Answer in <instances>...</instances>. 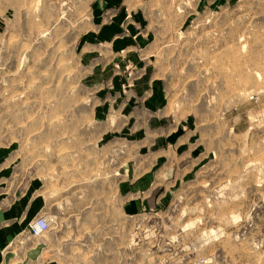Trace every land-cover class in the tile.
Returning a JSON list of instances; mask_svg holds the SVG:
<instances>
[{
    "label": "rangeland",
    "instance_id": "1",
    "mask_svg": "<svg viewBox=\"0 0 264 264\" xmlns=\"http://www.w3.org/2000/svg\"><path fill=\"white\" fill-rule=\"evenodd\" d=\"M148 66L205 158L129 214L113 174L126 193L143 128L102 123ZM262 105L264 0H0V201L49 219L28 235L57 264H264Z\"/></svg>",
    "mask_w": 264,
    "mask_h": 264
},
{
    "label": "crops",
    "instance_id": "2",
    "mask_svg": "<svg viewBox=\"0 0 264 264\" xmlns=\"http://www.w3.org/2000/svg\"><path fill=\"white\" fill-rule=\"evenodd\" d=\"M144 57L142 62L149 64V60ZM147 69L140 73V81H137L135 87L136 96H139L135 102H140V107L134 108V118L120 117L116 114L107 123H102L110 127L143 128L140 141L144 142L145 146L139 151L140 157L134 164L132 178L128 177L126 193H121L125 179L120 174L123 167V164L120 165L122 163L120 158L117 159L118 172L115 171L113 174L118 176L115 181L117 200L124 212L129 214L143 209L159 188L171 189L174 185L186 181L205 158L202 151L194 157L202 143L197 129L191 128V118L188 115L183 117L175 115L166 100L163 83L159 79H152L149 76L150 66ZM262 108L263 105L259 107L258 114L264 118ZM149 179L151 180L148 185H144L143 182ZM12 196L10 194L0 201V264H57L56 255L54 256L48 246L47 238H51L52 234L49 233L34 244L29 237L32 235H28L29 227L28 233L25 231L31 218V203H28V199V202L21 200L15 203ZM32 202H35L39 213L52 206L51 203H47L41 190Z\"/></svg>",
    "mask_w": 264,
    "mask_h": 264
},
{
    "label": "bare ground",
    "instance_id": "3",
    "mask_svg": "<svg viewBox=\"0 0 264 264\" xmlns=\"http://www.w3.org/2000/svg\"><path fill=\"white\" fill-rule=\"evenodd\" d=\"M40 223V224H38ZM49 228V219L44 217V219H37V221L32 222L29 226V232L34 237H39Z\"/></svg>",
    "mask_w": 264,
    "mask_h": 264
},
{
    "label": "built area",
    "instance_id": "4",
    "mask_svg": "<svg viewBox=\"0 0 264 264\" xmlns=\"http://www.w3.org/2000/svg\"><path fill=\"white\" fill-rule=\"evenodd\" d=\"M38 224H40V223H38Z\"/></svg>",
    "mask_w": 264,
    "mask_h": 264
}]
</instances>
